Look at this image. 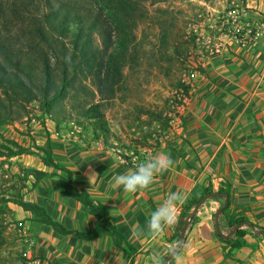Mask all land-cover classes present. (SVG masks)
I'll return each mask as SVG.
<instances>
[{
  "label": "crops",
  "instance_id": "1",
  "mask_svg": "<svg viewBox=\"0 0 264 264\" xmlns=\"http://www.w3.org/2000/svg\"><path fill=\"white\" fill-rule=\"evenodd\" d=\"M223 1L229 8L226 14L247 10V16L239 17L247 18L244 23L249 20L257 24L262 32L250 35L246 22L240 42L226 39L229 45L207 58L195 73L175 129H156L162 138L154 154H169L174 165L157 175L147 189L125 193L122 186L113 187L111 182L149 156L153 141L149 128L134 127L132 134L117 126L118 130L105 138L94 137L90 127L58 125L47 115L42 122H30V136L22 134L20 143L35 153L9 158L16 162L15 194L44 207L71 233L57 231L32 211L10 201L20 224L18 241L27 264L130 262L129 251L119 247L112 235L87 238L76 233L92 232L99 219L82 202L63 195L56 175L62 171L44 164L34 146L45 145L48 138L55 161L73 171L75 187L87 190L95 203L104 204L118 230L136 247L134 264H153V257L162 264L169 249L178 243L187 200L209 184L215 192L228 188V197L212 195L201 203L172 264H264V235L242 225L245 245L236 248L220 239L216 227V212L222 207L218 222L223 233L232 232V224L240 217H247L256 228H264V0ZM160 124L154 121L149 126ZM145 140L148 142L140 148L139 142ZM33 169L48 171L49 175L37 179ZM178 190L187 199L179 206L177 223L159 236L148 234L146 223L151 212L169 193ZM238 237L233 235L234 239Z\"/></svg>",
  "mask_w": 264,
  "mask_h": 264
},
{
  "label": "trees",
  "instance_id": "2",
  "mask_svg": "<svg viewBox=\"0 0 264 264\" xmlns=\"http://www.w3.org/2000/svg\"><path fill=\"white\" fill-rule=\"evenodd\" d=\"M116 1V8L120 9L116 17L120 41L118 50L112 52V33L106 19H102L96 7L82 3V0H0V126L21 120L29 113V104L38 101L42 114L49 116L58 125L64 121L58 114L62 111L65 113L63 118H76L75 121L79 124H82V117L87 119L94 137H106L109 129L104 100L113 94L115 83L123 76L132 40V28L126 15L135 9L133 0ZM41 7H44L43 11ZM106 7L111 18H114L113 3L108 2ZM96 34L101 35V43L97 42ZM88 78H91L96 91L84 82ZM97 94L100 95L98 99ZM68 98L73 100L74 108L80 107L76 117L65 112V100ZM6 141L7 143H0V157L35 153L30 147L15 140ZM34 146L44 164L62 171V174L56 175L63 188V195L82 202L99 219L97 228L92 232L76 233L87 238L97 237L102 233L112 235L119 247L129 251V264H134L136 247L118 230L104 204L95 203L87 190L75 187L73 171L55 161L51 139L48 138L45 145ZM32 173L37 179L49 175L48 171L38 169H33ZM212 192L214 189L209 184L199 194L187 200L180 230L188 213ZM217 192L218 195L229 194V189L220 188ZM4 199L32 211L36 218L51 224L57 231L71 233V230L54 220L44 207L20 197L2 200ZM193 219L194 217L190 222ZM239 223L244 226L251 222L247 217H240L232 225ZM218 235L232 247L245 245L243 227L233 232V235L239 236L237 239L233 235L227 239ZM173 259L168 264H172ZM163 262L164 259L162 264Z\"/></svg>",
  "mask_w": 264,
  "mask_h": 264
},
{
  "label": "rangeland",
  "instance_id": "3",
  "mask_svg": "<svg viewBox=\"0 0 264 264\" xmlns=\"http://www.w3.org/2000/svg\"><path fill=\"white\" fill-rule=\"evenodd\" d=\"M133 1L135 9L126 15L132 28V40L126 55L123 76L115 83L113 94L108 95L104 100L109 129L106 137H109L113 130H118L117 126H119L124 132L130 131L132 134L135 133L131 130L134 127H141L142 130L149 128L150 138L154 139L155 136H160V129L171 126V120H174L179 113L176 107L177 95L188 93L187 84L190 80L193 84L196 78L192 75L193 72L197 68L198 71L202 69L199 61L206 56H203V51L197 47L196 32L203 29H214L217 32L221 22L227 19L224 18L225 9L229 8L225 7L223 0ZM83 2L96 7L102 19H106L108 29L112 33L111 51H117L120 41L118 18H116L120 9L116 8L117 1L82 0ZM108 2L113 3L114 18H111L107 10ZM43 9L44 7H41L42 11ZM96 39L98 43L103 41L100 34H96ZM84 82L96 91L91 78ZM99 96L97 94L96 99ZM72 102L70 98L65 100V112L67 114L70 112L76 117L80 107L74 108ZM42 113L40 103L32 101L29 104V113L21 120L0 126V143H7L6 139L20 143L22 134L30 136L32 130L30 122L34 119L39 122L45 120ZM58 114L64 120L60 124L91 128L89 121L83 117L82 124H79L75 121L76 118H63L65 113L62 111ZM146 114L147 116L142 117ZM154 121H159L161 124L151 128L149 125ZM23 139L25 140L24 137ZM131 139L137 140L133 137ZM147 142L146 140L139 142V147H144ZM9 158L0 157V264H27L26 256L22 255V247L18 241L20 224L14 218L15 210L10 207L13 204H10V201L6 202L5 199L2 200L17 197L13 187L16 184L14 183L16 174L13 172V165L16 162L9 161ZM252 230L256 233L254 229Z\"/></svg>",
  "mask_w": 264,
  "mask_h": 264
},
{
  "label": "clouds",
  "instance_id": "4",
  "mask_svg": "<svg viewBox=\"0 0 264 264\" xmlns=\"http://www.w3.org/2000/svg\"><path fill=\"white\" fill-rule=\"evenodd\" d=\"M174 165L171 156L166 153L149 155L145 159L136 163L134 169L116 175L112 178L113 187H121L125 193H135L138 190L147 189L155 181V177L163 172L170 170ZM91 176V175H90ZM90 178V177H89ZM187 199L182 191L169 193L161 204L151 212L146 230L152 236H159L165 231L166 227L175 225L178 221L180 209ZM180 244L174 245L169 249V259L177 258ZM153 264H160V261L153 257Z\"/></svg>",
  "mask_w": 264,
  "mask_h": 264
},
{
  "label": "built area",
  "instance_id": "5",
  "mask_svg": "<svg viewBox=\"0 0 264 264\" xmlns=\"http://www.w3.org/2000/svg\"><path fill=\"white\" fill-rule=\"evenodd\" d=\"M246 13L247 10L243 9V13L236 11L235 13L226 14L224 18L227 19L221 22L220 28L219 30H217V32H215L214 29L213 30L203 29L205 32H202L203 30L196 32L195 39L197 41V47L201 51H203V56L204 55L206 56V57H202L199 61V63L202 66H204V62H202V60L205 61L204 59L219 54L225 46L229 45L226 39H230V40L234 39L240 42L239 39H242L241 37L245 31L244 24H246V22H249L247 27L250 30L249 31L250 35L254 34L255 36H258L261 34L262 31H260V27L257 24L250 22L249 20H247L244 23L245 19L247 18L239 17L240 15L247 16ZM212 28H214V26H212ZM197 71L198 68L195 69L192 75L194 76ZM187 85L188 86L192 85L191 80ZM186 105H187V94H178L176 98V107L179 113L177 114V116H175L174 120H171L172 124L169 127L171 131L175 129L176 127L175 121L177 120V117L181 115ZM155 137L156 138L152 139L153 141L150 146V151L148 152L149 155H154V152L161 143L160 139L162 138V136H158V137L155 136Z\"/></svg>",
  "mask_w": 264,
  "mask_h": 264
},
{
  "label": "water",
  "instance_id": "6",
  "mask_svg": "<svg viewBox=\"0 0 264 264\" xmlns=\"http://www.w3.org/2000/svg\"><path fill=\"white\" fill-rule=\"evenodd\" d=\"M212 195H218V192H215V191H214V192H212V194L209 195V196H212ZM223 195L226 196V197H228V194H226V193H224ZM209 196H208V197H209ZM201 203H202V201H200V202L198 203V205L195 207V209L192 210L191 212H189L188 215H187V216L185 217V219H184L183 226H182L181 233H180V237H179V242L177 243V244H180V246H181L182 243H183V240H184V237H185L186 231H187V229H188V226H189L190 220H191V219L194 217V215L197 213L198 207L201 205ZM222 210H223V208L220 207V208H218V210H217V212H216V227H217V232H218L220 235H222L224 238L227 239V238H229V237L232 235V233H233L236 229L242 227L243 223H239V224L235 225L234 228H233V231L230 232L229 234H225V233H223L222 230L220 229L219 222H218V217H219V215L221 214ZM248 225H250V226L255 230L256 234H258V235H264V228L258 229V228H256V226L252 225V223H249ZM169 260H170V259H169V254H168V255L164 258V262H163V264H168V263H169Z\"/></svg>",
  "mask_w": 264,
  "mask_h": 264
}]
</instances>
